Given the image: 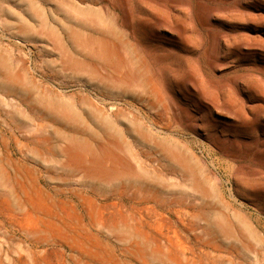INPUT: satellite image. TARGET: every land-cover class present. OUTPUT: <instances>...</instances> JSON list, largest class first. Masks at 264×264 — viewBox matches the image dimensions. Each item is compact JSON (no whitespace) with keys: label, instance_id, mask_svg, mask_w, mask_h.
Listing matches in <instances>:
<instances>
[{"label":"rangeland","instance_id":"1","mask_svg":"<svg viewBox=\"0 0 264 264\" xmlns=\"http://www.w3.org/2000/svg\"><path fill=\"white\" fill-rule=\"evenodd\" d=\"M257 14L0 0V264H264Z\"/></svg>","mask_w":264,"mask_h":264},{"label":"bare ground","instance_id":"2","mask_svg":"<svg viewBox=\"0 0 264 264\" xmlns=\"http://www.w3.org/2000/svg\"><path fill=\"white\" fill-rule=\"evenodd\" d=\"M257 1H260V0H247V2H249V3H251L252 5H253V11H256V12H258V14L256 15L257 17H258V19H260L261 20V22L263 23V25H262V27L264 26V5L263 4H259V5H255L256 3L255 2H257ZM261 1H263L264 2V0H261ZM249 6V5H248ZM252 11V10H251ZM247 18V17H246ZM253 18V17H252ZM247 20V19H246ZM245 20V21H246ZM256 20H257V18H256ZM207 21V20H206ZM248 23H250V22H248ZM257 27V26H256ZM159 29V28H158ZM152 36V35H151ZM150 37V36H149ZM148 37V38H149ZM257 37V38H256ZM255 38L259 41H261V42H264V38H262V36L261 35H257ZM147 38V39H148ZM150 38H152V37H150ZM249 39L251 40V38L249 37ZM255 40V39H254ZM145 41V40H144ZM147 41V40H146ZM248 42H249V40H247ZM142 41H141V46H144V44L142 45ZM147 43V45H145L146 47L145 48H151V51L154 49V50H158V44L157 45H155V43L153 44V42H152V39H150V41L149 42H146ZM145 43V44H146ZM156 43H157V41H156ZM230 43V42H229ZM233 43V42H232ZM231 43V44H232ZM187 44V43H186ZM234 44V43H233ZM241 44V43H240ZM188 45V44H187ZM191 46V45H190ZM233 46V45H232ZM236 46V45H235ZM259 46V45H258ZM139 47V46H138ZM238 47V46H237ZM236 47V49H238ZM244 47V46H243ZM246 47V46H245ZM253 47V46H252ZM162 48V47H161ZM228 48V47H227ZM231 48H234V47H231ZM242 48V47H241ZM254 48V47H253ZM140 49V48H139ZM138 48H137V50L138 51H140ZM186 49V48H185ZM147 50V49H146ZM162 50V49H161ZM229 50V49H228ZM143 51V50H142ZM150 51V50H149ZM150 51V52H151ZM140 53H142V52H139V55H143L144 56V54L142 53V54H140ZM147 53H148V51H147ZM152 53V52H151ZM155 53V52H154ZM161 53V52H160ZM156 54H158V53H156ZM161 55V54H160ZM160 55H157V56H160ZM137 56V55H136ZM154 56H156V55H154ZM153 56V58H155ZM163 56V55H162ZM146 56H144V59H146L145 58ZM137 58V57H136ZM143 58V57H142ZM140 59V58H139ZM148 59V58H147ZM107 60V59H106ZM157 59H155L154 61H156ZM162 60H163V58H162ZM174 60H176V59H174ZM139 61V60H138ZM160 61V60H159ZM166 61V60H165ZM178 61H179V59H178ZM156 62H158V61H156ZM140 63V62H139ZM149 63V62H148ZM163 63V62H162ZM166 63V62H165ZM179 63V62H178ZM152 64V63H151ZM144 65H146V64H144ZM148 65V64H147ZM166 65V64H165ZM164 65V66H165ZM175 66H177V64L176 63H169L168 65H166L165 67H163V68H165L166 69V71H167V73L170 75V76H172L173 78H175L177 75H178V72H179V69L177 70V68H173V67H175ZM144 67V66H143ZM159 67V66H158ZM179 67V66H178ZM115 68V67H114ZM162 68V67H161ZM160 68V69H161ZM162 68V69H163ZM154 69H156V70H158L157 69V67L156 68H154ZM181 69V68H180ZM152 70H153V68H152ZM166 71L164 70V74L166 73ZM152 73V71H150V74ZM166 73V74H167ZM167 74V75H168ZM153 74H151V76H152ZM156 75V74H155ZM154 76V75H153ZM170 76H168V77H170ZM167 77V76H166ZM180 77H182V76H180ZM177 78H178V76H177ZM155 79V78H154ZM167 79V78H166ZM175 80L177 81V79L175 78ZM156 81V80H155ZM170 83V86L171 87H175V86H177V83L175 82V81H170L169 82ZM179 86V85H178ZM168 88V87H167ZM177 88V87H176ZM170 89V88H169ZM181 89V88H180ZM183 89V88H182ZM175 90V89H174ZM178 90V89H177ZM173 91V90H172ZM181 91V90H180ZM150 92V91H149ZM151 92H152V89H151ZM183 92V91H182ZM181 92V93H182ZM145 93V92H144ZM263 94H262V98L264 99V92H262ZM153 94V93H152ZM146 95V94H145ZM171 95V94H170ZM148 96V95H147ZM171 99H172V97H171ZM164 100V99H163ZM17 129H19V126L17 127ZM99 146V145H98ZM105 147V146H104ZM103 147V148H104ZM71 148H73L72 147V145H66L65 146V151H68V150H71ZM104 149H106V147L104 148ZM101 151H102V148H101ZM92 157H93V153H92V155H91ZM94 158V157H93ZM93 158H91V159H89V160H87V162L88 163H91L92 162V160L93 161H97V162H100L101 163V161H102V159H101V157H100V159H99V157L98 158H96L95 157V159L96 160H94ZM102 158H104V157H102ZM108 162V161H107ZM92 163H94V162H92ZM102 164V163H101ZM104 164V167H102V168H105V162L103 163ZM100 166H102V165H100Z\"/></svg>","mask_w":264,"mask_h":264}]
</instances>
